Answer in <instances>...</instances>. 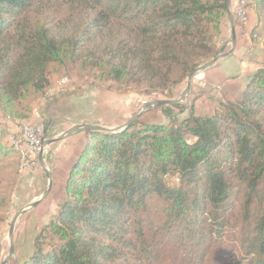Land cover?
<instances>
[{
	"label": "trees",
	"instance_id": "trees-1",
	"mask_svg": "<svg viewBox=\"0 0 264 264\" xmlns=\"http://www.w3.org/2000/svg\"><path fill=\"white\" fill-rule=\"evenodd\" d=\"M255 1L264 13V0ZM49 3L0 0V43L20 18L34 10L46 12L36 21L31 39L21 40L20 53L12 56L9 44L0 48V87L7 101L16 99L28 84L41 90L48 64L59 58L61 43L53 35V24L47 25L55 12ZM62 4L65 12L90 11L69 39L75 49L94 42L112 21L124 18L131 27L125 56L131 69L141 71L173 61L191 73L213 58L210 24L226 11V0H62ZM121 66L113 70L118 78L124 74ZM218 112L203 118L192 112L181 127L140 125L135 120L117 133L85 132L87 142L73 163L66 199L53 222L64 243L47 252L37 247L22 264L108 262L115 255L114 244H128V214L135 215L153 195L168 202L171 218L183 222L193 257L202 264L205 234L198 223L208 204L218 207L229 200V172L236 170L241 179L251 181L249 192L254 196L257 181L264 176V66ZM170 173L179 175L177 187L165 183ZM254 231L250 248L259 257L257 264H264V205Z\"/></svg>",
	"mask_w": 264,
	"mask_h": 264
},
{
	"label": "rangeland",
	"instance_id": "rangeland-1",
	"mask_svg": "<svg viewBox=\"0 0 264 264\" xmlns=\"http://www.w3.org/2000/svg\"><path fill=\"white\" fill-rule=\"evenodd\" d=\"M237 2L230 0L229 10L234 24L241 30L244 27L239 24L234 8ZM61 3L62 0H50L49 3L55 12L49 17L47 25L53 24V35L61 43L62 50L58 60L49 63L45 70L47 83H42L41 90L28 84L21 88L16 99L9 101L1 94L3 89L0 87V264L9 251L8 231L14 217L41 197L49 182L39 165V154L32 170L22 172L19 169V155L11 148L9 138L17 133L22 124L42 123L45 141L59 137L75 125L116 128L136 115L145 103L177 99L193 73H188L189 68L181 62L173 61L152 64L144 71L131 69V61L125 56L131 27L124 18L112 21L108 29L101 30L94 42L75 49L69 44V39L90 11L76 14L69 9L65 12ZM257 8L256 1L252 0V18L255 17L257 25L252 28L250 41L258 45V54L263 56L264 13ZM45 13L44 9L34 10L26 19L25 16L20 18V24L3 39L0 48L9 44L12 56L20 53L24 44L21 40L31 39L36 21L40 19V14ZM220 13L221 18L210 24L209 31L215 55L230 40L227 7L225 12ZM250 19L251 14L248 21ZM230 48L231 45H227L224 51ZM112 49H116L115 52ZM159 55L154 54V57ZM121 65H125V71ZM120 66L124 74L118 78L113 70ZM206 71L201 73V79H194L190 93L180 103L151 108L136 121L140 125L174 128L181 127L192 112L203 118L224 111L231 101L226 100L228 95L223 96L224 92L211 91L209 95L212 99L206 98L208 92L202 89ZM201 97H204L202 101ZM214 108L216 110L213 111ZM260 123L263 124L262 121ZM75 135L45 146L44 165L52 178L50 193L35 208L19 215L14 229L15 252L8 264H22L36 252L37 247L47 252L63 245L64 239L54 230L53 222L66 199V183L73 163L79 157L78 153L73 160L66 153L76 149L80 137L82 148L88 139L85 133ZM64 146H67V151ZM62 159L65 162L61 166L59 162ZM229 174V200L218 207L208 204L198 223L199 230L205 234L201 247L204 250L202 264H257L259 257L250 248V243L255 237L254 228L264 205V176L257 181V195L254 196V192H249L251 181L241 179L236 170ZM178 180L177 173L164 177L165 183L172 188L179 185ZM249 198L251 200L247 205ZM168 206L167 201L153 195L135 215L128 214V244H114L115 255L103 264H199L198 259L193 257L194 248L182 226L183 222L168 215Z\"/></svg>",
	"mask_w": 264,
	"mask_h": 264
},
{
	"label": "crops",
	"instance_id": "crops-1",
	"mask_svg": "<svg viewBox=\"0 0 264 264\" xmlns=\"http://www.w3.org/2000/svg\"><path fill=\"white\" fill-rule=\"evenodd\" d=\"M250 14L251 19L244 29L242 28L240 30V27H236L235 25V44L226 52L228 54L220 58L213 66L207 69L202 87L205 92H208L206 98L212 99L209 94L211 91H216L219 93L224 92L223 96L228 95L226 96V100H232L231 98H235L246 87L255 72L264 66V55H259L258 45L250 41L251 32H253L252 28L257 25V23H255V17L252 18L253 10H250L249 15ZM228 36H230V33ZM203 98L204 97H201L200 101H202ZM224 101L223 99L222 103H224ZM218 105L221 106V104ZM214 110H216V108H214L213 111ZM82 145L80 137L78 146L76 144V149L66 154L71 156L70 158L74 160L78 153H80ZM63 148L67 151V146ZM64 162L65 160L62 159L59 163L62 166Z\"/></svg>",
	"mask_w": 264,
	"mask_h": 264
},
{
	"label": "water",
	"instance_id": "water-1",
	"mask_svg": "<svg viewBox=\"0 0 264 264\" xmlns=\"http://www.w3.org/2000/svg\"><path fill=\"white\" fill-rule=\"evenodd\" d=\"M229 4H230V0H227V2H226L227 16H228V20L230 23V40H229L227 45H231V47H233L235 44V24H234V21L232 19L231 14H230ZM226 46H223L210 61L199 66L198 68L195 69V71H193V73H191V75L188 77L186 88L184 89L183 93L177 99H175V100H163V101L159 100V101L145 103L143 105L142 109L136 115H134L131 119H129L123 125L118 126L116 128L108 129V128H104V127L92 125V124L75 125V126L71 127L69 130H67L64 133H62L61 135H59V137L45 141L44 145L48 146V145H51L53 143L62 141L63 139L70 137L72 135L79 134V133H85V132H89V131H98V132H106V133L121 132L124 129H126L131 123H133L135 120H137L143 112H145L151 108H158V107H162V106H168V105H174V104L180 103L190 93L191 85H192L194 79L196 78V76L201 74V73H204L207 69H209L211 66H213L220 58H222L228 54L224 51ZM43 154H44L43 152H41L39 154L38 161H39L40 167L42 168V170L45 172L46 176L48 177V180H49L48 187H47L46 191L41 195V197H39L37 200L30 203L26 208L22 209L14 217V219L10 225L9 231H8V239H9V244H10L9 251H8L6 258L2 261L1 264H8L9 261L14 256V252H15L14 229H15V224H16V221H17L19 215L25 213L26 211H28L30 209L35 208L50 193V189H51V185H52V178H51V174H50L49 170L44 165Z\"/></svg>",
	"mask_w": 264,
	"mask_h": 264
},
{
	"label": "built area",
	"instance_id": "built-area-1",
	"mask_svg": "<svg viewBox=\"0 0 264 264\" xmlns=\"http://www.w3.org/2000/svg\"><path fill=\"white\" fill-rule=\"evenodd\" d=\"M252 0H238L235 8L239 24L245 27L251 10ZM36 116L39 117L37 109ZM41 122V121H40ZM11 148L19 155V169L22 172L30 171L35 166V161L45 149L44 129L42 123L22 124L15 135L9 138Z\"/></svg>",
	"mask_w": 264,
	"mask_h": 264
},
{
	"label": "bare ground",
	"instance_id": "bare-ground-1",
	"mask_svg": "<svg viewBox=\"0 0 264 264\" xmlns=\"http://www.w3.org/2000/svg\"><path fill=\"white\" fill-rule=\"evenodd\" d=\"M201 74L197 75L195 79H201Z\"/></svg>",
	"mask_w": 264,
	"mask_h": 264
}]
</instances>
